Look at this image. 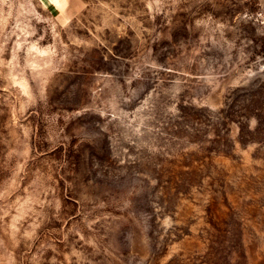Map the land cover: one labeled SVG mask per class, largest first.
<instances>
[{
  "label": "rangeland",
  "instance_id": "rangeland-1",
  "mask_svg": "<svg viewBox=\"0 0 264 264\" xmlns=\"http://www.w3.org/2000/svg\"><path fill=\"white\" fill-rule=\"evenodd\" d=\"M0 264H264V0H0Z\"/></svg>",
  "mask_w": 264,
  "mask_h": 264
}]
</instances>
